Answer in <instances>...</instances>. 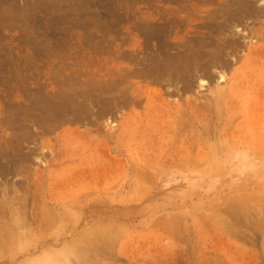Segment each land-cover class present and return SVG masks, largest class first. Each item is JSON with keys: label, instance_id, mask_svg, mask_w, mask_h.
Wrapping results in <instances>:
<instances>
[{"label": "rangeland", "instance_id": "374dc122", "mask_svg": "<svg viewBox=\"0 0 264 264\" xmlns=\"http://www.w3.org/2000/svg\"><path fill=\"white\" fill-rule=\"evenodd\" d=\"M221 1L0 0V264H264V1Z\"/></svg>", "mask_w": 264, "mask_h": 264}, {"label": "bare ground", "instance_id": "6f19581e", "mask_svg": "<svg viewBox=\"0 0 264 264\" xmlns=\"http://www.w3.org/2000/svg\"><path fill=\"white\" fill-rule=\"evenodd\" d=\"M240 3H238V2ZM251 1V0H250ZM261 1H264V0H261ZM222 2V5H223V8L222 10L226 9L230 12L231 15H233L232 17L234 16H243V11L247 10V7L249 8V6H251V3H247L245 0L243 2H241V0H223L221 1ZM238 3L240 6H238ZM219 6H222L220 5V3H218ZM236 4V5H235ZM236 6V7H235ZM238 6V7H237ZM252 7V6H251ZM257 11V10H256ZM257 13V12H256ZM258 15H261V16H264V11L262 10H258ZM224 14H221L220 13V16H223ZM235 17V18H236ZM237 17V18H238ZM261 38V37H260ZM263 41H264V35L262 34V38H261ZM258 49V48H257ZM259 53H264V48H259ZM257 53V52H255ZM261 55V54H260ZM264 56V55H263ZM214 158V157H213ZM197 159V158H196ZM15 214V213H14ZM12 219V218H11ZM14 221V220H13ZM19 222V221H16V223ZM2 227V226H1ZM5 228V227H4ZM20 232V231H19ZM140 235V234H139ZM20 238L22 239L23 235H19ZM139 237V236H138ZM112 238V237H111ZM140 238V237H139ZM131 240V239H130ZM134 240V239H133ZM23 241V239H22ZM132 241V240H131ZM103 242V241H102ZM117 242V241H116ZM115 242V245L117 244ZM127 242V241H126ZM5 243V242H4ZM133 243V242H132ZM143 243V242H142ZM25 244V242H24ZM108 245L109 246V243H100V242H92L91 245H87L86 244V248L88 247L89 248V252L92 251L93 254L96 253V255H103L102 251L106 250L108 247L105 246ZM125 244V242H124ZM130 244V243H129ZM127 245V243H126ZM132 245V244H131ZM24 246V245H23ZM3 247V246H2ZM110 253L112 254L113 250H114V242L110 240ZM119 247V246H118ZM126 247V246H125ZM133 247V246H132ZM140 247H141V244H140ZM74 248L76 250H82V247L80 245H74L73 247H71V245L69 246H66L64 248H59L60 250H56V251H52L50 253H46V254H43V255H40L32 260H30L29 262L25 263V264H78L77 263V260L79 261L81 259V256H76L77 259H76V262L75 263H72L71 262V254H72V250H74ZM79 248V249H78ZM123 248V247H122ZM134 248V247H133ZM2 249V248H1ZM20 249V248H19ZM141 249V248H140ZM149 249V248H148ZM147 250V249H146ZM128 251V250H127ZM140 251V250H139ZM143 251V250H142ZM151 251V250H150ZM75 252V251H74ZM117 254H120V249L116 250ZM126 252V251H125ZM129 252V251H128ZM134 252V251H133ZM146 253V252H145ZM151 253V252H150ZM75 254V253H74ZM73 254V257H75ZM106 254V252H105ZM104 254V255H105ZM111 254H110V257H111ZM136 254V253H135ZM144 254V253H143ZM77 255V254H76ZM95 255V254H94ZM92 256V255H87V257L83 258L80 260V262H85L86 264H100V260H98V258H96V256ZM150 255V254H149ZM118 256V255H117ZM136 256V255H134ZM133 256V257H134ZM101 257V256H100ZM105 257V256H104ZM141 257V256H140ZM139 257V258H140ZM116 259H120L121 257H115ZM128 258V257H127ZM138 258V257H137ZM129 259V258H128ZM134 259V258H133ZM147 259V258H146ZM131 260V259H130ZM141 260V259H140ZM133 262V261H132ZM145 262V261H144ZM135 263V262H134ZM149 263V262H148ZM82 264V263H80ZM140 264V262H139Z\"/></svg>", "mask_w": 264, "mask_h": 264}]
</instances>
